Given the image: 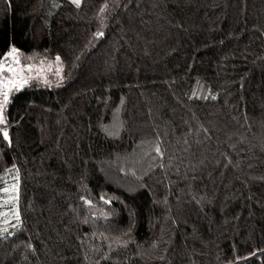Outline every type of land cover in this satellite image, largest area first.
Listing matches in <instances>:
<instances>
[{
    "label": "trees",
    "instance_id": "1",
    "mask_svg": "<svg viewBox=\"0 0 264 264\" xmlns=\"http://www.w3.org/2000/svg\"><path fill=\"white\" fill-rule=\"evenodd\" d=\"M13 47L53 68L8 93L0 264H264V0H0Z\"/></svg>",
    "mask_w": 264,
    "mask_h": 264
},
{
    "label": "rangeland",
    "instance_id": "2",
    "mask_svg": "<svg viewBox=\"0 0 264 264\" xmlns=\"http://www.w3.org/2000/svg\"><path fill=\"white\" fill-rule=\"evenodd\" d=\"M26 76V73H24ZM25 85L20 87L19 89L23 88ZM195 94L199 98H206L208 96V89L204 84H200L195 89ZM1 126V125H0ZM121 124L119 120V116L116 112L114 114V117L112 118L111 122L106 126V131L110 135H118L121 132ZM117 132V133H116ZM145 145H142L138 147V151L141 149L144 150L143 155L144 157L151 159V155L155 154L156 152V145L154 142H151L150 140L145 141ZM125 161V162H124ZM119 163V162H118ZM127 165H129V159H122V161L119 163V172H116L114 168H106V170L103 171L106 179V182L109 184H112L116 186L117 188H120L121 190L133 193L136 190H139L140 186H133V183H131L130 180L126 176H129L131 178H136L141 176L140 174H143V171L141 172L140 168L137 170L135 169H129L127 168ZM129 167V166H128ZM126 168V169H124ZM118 171V170H117ZM140 173V174H139ZM2 185L0 188V226L6 225L7 227H15L18 223V219L16 218L17 213V196H18V184H17V177L15 175V172H8V174L1 180ZM7 188L8 191H4V189ZM5 216H7V219L10 221V223L5 224Z\"/></svg>",
    "mask_w": 264,
    "mask_h": 264
},
{
    "label": "snow or ice",
    "instance_id": "3",
    "mask_svg": "<svg viewBox=\"0 0 264 264\" xmlns=\"http://www.w3.org/2000/svg\"><path fill=\"white\" fill-rule=\"evenodd\" d=\"M73 3H75L77 6L80 4V0H73ZM107 8V5L104 6V8H101V13L104 12V10ZM103 33H97V36H102ZM8 57L12 58L13 63L12 64H4L0 63V89L3 91L0 92V94L3 95V100L0 101V125H5L7 122L4 117V109L5 106L8 103L9 100V91H11L13 88L19 89L23 85L27 84L29 80L31 79H42V82L44 84H50V81L47 79V76L45 75V72H50L53 68L52 64H48L47 68L44 67V61H41L40 67H35L34 65H26L25 67H20V59H19V53L17 52L16 48H12L11 51L8 53ZM61 58L59 56L56 57V75L60 76L62 72V68L60 67ZM15 65V66H14ZM9 73V76L3 77V73ZM27 72L29 75L25 76L24 73ZM34 73V75H32ZM62 78V77H61ZM4 139L9 138L8 131L4 129L2 131ZM156 151L159 153V148L156 149ZM4 191H8L7 188L4 189ZM16 218L19 219V215L16 214ZM10 223V221L7 219V216H5V224Z\"/></svg>",
    "mask_w": 264,
    "mask_h": 264
},
{
    "label": "built area",
    "instance_id": "4",
    "mask_svg": "<svg viewBox=\"0 0 264 264\" xmlns=\"http://www.w3.org/2000/svg\"><path fill=\"white\" fill-rule=\"evenodd\" d=\"M0 63H4V64H12L13 61H12V58L11 57H8V53L6 54V56L2 59V61ZM15 66V65H14ZM9 76V73L5 72L3 73V77H7ZM3 90L0 89V92H2ZM3 100V95L0 94V101Z\"/></svg>",
    "mask_w": 264,
    "mask_h": 264
}]
</instances>
